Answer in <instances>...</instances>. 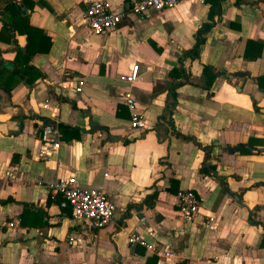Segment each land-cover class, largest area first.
<instances>
[{"label": "crops", "instance_id": "0c3cea01", "mask_svg": "<svg viewBox=\"0 0 264 264\" xmlns=\"http://www.w3.org/2000/svg\"><path fill=\"white\" fill-rule=\"evenodd\" d=\"M91 1L20 7L48 44L33 46L42 51L27 65L41 75L31 83L13 72L25 35L13 31L11 42L0 32V60L13 62L0 66V82L10 85L0 87V200L8 199L0 202V264H264V150L256 141L249 153L233 148L264 135L255 81L264 74V0H178L127 14L103 35L86 25ZM106 1L126 8L127 0ZM210 10L218 14L192 58L185 51ZM134 64L135 81L120 80ZM127 90L139 127L120 98ZM45 121L79 129L48 160L36 155ZM201 146L211 147L206 159ZM204 161L217 178L200 174ZM58 177L100 189L114 205L111 221L90 230L71 218L48 194ZM185 189L199 198L192 223L177 213L175 194ZM132 233L149 247L129 244Z\"/></svg>", "mask_w": 264, "mask_h": 264}, {"label": "built area", "instance_id": "2783aa9c", "mask_svg": "<svg viewBox=\"0 0 264 264\" xmlns=\"http://www.w3.org/2000/svg\"><path fill=\"white\" fill-rule=\"evenodd\" d=\"M178 0H127L126 8L121 11H113L106 0H94L87 4L84 11L86 25L93 35H103L116 29L122 18L127 14L134 16H144L150 10H162L173 7ZM137 76V65L130 67L128 75L119 76L122 81L131 84ZM81 82L74 88L80 91ZM121 101L129 112L131 127L142 125V118L137 108L135 99L130 91L121 94ZM55 122L45 121L39 129V148L37 158L48 160L58 149L61 141V134ZM48 194L50 197L60 198L59 206L67 208L73 219L84 222L87 229L98 230L105 227L113 218L114 205L106 198L100 189L80 188L73 183L71 177H58L48 184ZM178 217L185 223L195 222L199 218V198L191 189L178 190L175 194ZM201 220V219H199ZM203 225L205 221L198 222ZM208 224V223H207ZM8 226H12L9 223ZM129 244L138 243L144 247H149L143 239L136 233L127 237ZM68 243H72L68 240Z\"/></svg>", "mask_w": 264, "mask_h": 264}, {"label": "trees", "instance_id": "16d2710c", "mask_svg": "<svg viewBox=\"0 0 264 264\" xmlns=\"http://www.w3.org/2000/svg\"><path fill=\"white\" fill-rule=\"evenodd\" d=\"M19 2V3H18ZM30 3V0H0V23H1V28L0 32L4 31L7 35V40L13 42L15 41L13 38V31H17L18 34H24L26 38V44H25V51L22 53L20 49L16 48V60L22 65L18 69H13V72L19 75L20 79L23 80L26 83H31L36 77L40 76L41 73L37 71L35 68L32 66L27 65V62L32 54L38 51H42V47L35 49L33 46H41L43 45L44 39L46 37L38 30L32 29L29 27L26 17L20 14V7L21 6H26ZM29 7V6H28ZM32 6H30L31 8ZM214 13L212 10L209 11V18H210V23L204 24L202 27H200L197 31V36L194 41L193 46L188 50L185 51V54L191 56L192 58L197 55L199 45L201 44L203 37H200V34L205 32L208 27L212 25V17ZM12 28L11 32L9 29ZM1 38V37H0ZM36 43V44H35ZM38 43V44H37ZM44 47L46 48L47 44V39L44 42ZM252 41H247V44L250 45ZM246 44V45H247ZM247 49V48H246ZM244 56L246 58H252L254 56H249L247 54V50H245ZM11 65L13 66V62H7V61H1L0 60V66H5V65ZM202 70H207L208 68L203 67ZM212 77V75H211ZM256 84L258 89L262 90L264 92V74H261L255 78ZM0 87L8 91L10 88V85H5L2 82H0ZM58 131L61 134V139L62 140H67L70 138H74L78 135L79 129L69 127L66 125L62 124H57L56 125ZM186 138V137H184ZM253 141H256L258 145L264 150V135L261 139L259 140H254V139H249L246 143L244 144H237L234 146V150L238 151L240 153H249V149L246 148V145L251 146L253 145ZM199 146V145H198ZM200 150H202L204 154V158L209 157V151L211 149L210 146H201L199 147ZM229 148V147H228ZM227 149V148H226ZM254 151H258L257 149H253ZM200 174L204 175H210L212 177H216L215 174V168L213 165L206 164L205 161L201 163V166L199 168ZM219 179V178H218ZM221 182V180H220ZM170 185H173V181L170 180ZM170 192H175L176 190L173 189L172 187L168 188ZM155 194H151L150 196L146 197L147 198H153ZM144 200V202H145ZM8 201V199L0 200L1 203ZM147 207H150L149 203H145ZM69 211V210H68Z\"/></svg>", "mask_w": 264, "mask_h": 264}, {"label": "water", "instance_id": "95a60500", "mask_svg": "<svg viewBox=\"0 0 264 264\" xmlns=\"http://www.w3.org/2000/svg\"><path fill=\"white\" fill-rule=\"evenodd\" d=\"M23 13H24V11H23ZM246 148L249 149V150H251V148L248 145H246Z\"/></svg>", "mask_w": 264, "mask_h": 264}]
</instances>
